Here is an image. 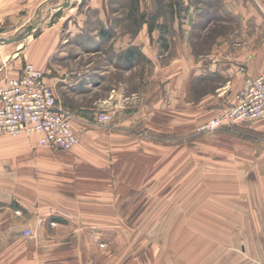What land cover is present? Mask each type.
Returning <instances> with one entry per match:
<instances>
[{"label": "rangeland", "instance_id": "obj_1", "mask_svg": "<svg viewBox=\"0 0 264 264\" xmlns=\"http://www.w3.org/2000/svg\"><path fill=\"white\" fill-rule=\"evenodd\" d=\"M72 1L71 13L68 7L62 10H65L64 15L70 13L65 21L71 20L76 26L71 25L69 30L63 27L60 37L72 44L67 45L66 51L75 56L79 54L76 63L92 61L96 68L103 69L95 75L100 76L97 82L104 80V83L80 102L91 107L78 113L89 120L87 127L73 126L75 114L66 110L72 115L71 128L78 142L79 134H94L97 138L86 143L91 144L89 149L99 153L105 149L111 151L108 160L111 182H115L117 188L112 190L117 193V207L112 210V224L108 212L93 215L84 226L64 216L48 215L43 221L38 219L35 228H27L31 236L25 235V229L21 233L26 240L33 238L36 228L91 229L96 236L91 240L107 252V260L111 252L117 255V264H164L157 255L172 252L165 247L179 240L170 232L194 233L195 225L208 228L207 231L225 232V208L229 210L225 203L229 204L236 197L237 177L232 172L235 168L231 167L237 164L239 156L253 159L252 151L264 147V135L255 133L250 126L264 122V118L213 131L198 130L205 122L225 112L238 92L230 95L232 85L226 82L225 74L218 72L199 69L196 77L180 76L179 67L184 63L176 61L173 50L183 48L181 41L187 36L199 59V68L205 67L210 61L209 54L220 50L221 38L226 37L232 44L258 36L260 42L264 38V22L223 10L227 0H171L176 5L172 10L162 6L160 12L166 13L155 22L156 27L162 23L167 27L161 42L166 48L161 46L159 54L147 59L139 48L126 50L124 46L143 24L140 13L150 20L159 8L155 0H139L138 13L133 0H93L95 4L91 0ZM63 2L52 0L29 12L31 8L22 5V0H0V85L16 77L26 64L34 65L25 49L29 48L33 37L44 32L47 21L53 23L60 18L61 13L50 21L54 6ZM183 23L185 27L181 26ZM251 46L249 48H255ZM128 50L133 54L130 57H127ZM115 66L119 69L117 72L113 69ZM122 69L125 72H121ZM240 75L243 79L246 76ZM112 88L120 94L117 106L99 103ZM100 115H108L109 119L103 121ZM101 159L106 160L105 157L94 158ZM102 165L97 162L100 169L105 168ZM93 192L99 194L105 190ZM194 206L196 221H185L192 220L187 214ZM228 212L227 215L233 213ZM176 215L185 219L181 230L173 229ZM248 217L246 212L245 218ZM236 225L235 246L242 240L238 237L242 228ZM111 230L117 231L116 235L108 236Z\"/></svg>", "mask_w": 264, "mask_h": 264}, {"label": "crops", "instance_id": "obj_2", "mask_svg": "<svg viewBox=\"0 0 264 264\" xmlns=\"http://www.w3.org/2000/svg\"><path fill=\"white\" fill-rule=\"evenodd\" d=\"M50 1L22 0L21 4L31 8L30 12ZM91 2L95 4L93 0ZM58 5L54 6L53 12ZM72 5L68 7L70 13L74 10ZM65 10H62L57 21H47L44 32L33 37V42L25 50L29 61L46 73L45 83L52 89L58 105L75 114L72 125L87 127L89 120L80 117L78 113L91 107L81 105L80 102L84 101L86 95L103 86L104 80L97 82L100 76L97 78L95 75L103 69L96 68L92 61L79 65L76 63L79 54L75 56L66 51L67 45L71 43L60 37L61 30L63 27L69 30L74 23L71 20L65 21L70 16V13L64 15ZM223 10L234 12L245 19L253 16L256 22H264V0H227ZM98 14H101L100 10ZM181 26L185 27L184 23ZM160 37L156 26L149 32L148 24L143 23L135 37L126 41L124 48L137 47L141 54L151 59L161 50ZM257 39L258 36L247 37L231 44L226 37L221 38L218 53L209 54L208 64L199 68L197 55L187 36L183 37V48L176 47L173 50L176 61L184 63L178 73H182L180 76L188 74L196 77L199 69H206L208 72L225 74L226 82L232 85L228 92L233 96L242 86L243 77L238 73L239 69L243 68L249 76H257L264 70V38L260 42ZM251 45L255 48H249ZM109 66L112 67V64ZM113 69L116 72L119 70L116 66ZM119 96L116 89L112 88L98 102L116 105L120 101ZM250 126L255 133L264 135L263 121ZM78 137L77 147L71 151L42 146L38 143L37 135L5 136L0 139V264L118 263L115 253L110 252L107 260V252L91 240L96 237L91 229L36 228L33 238L26 240L21 233L22 229L35 228L38 219L43 221L48 215L64 216L84 226V222L92 220L93 215L108 212V220L112 224V210L117 207L118 199L117 193L113 192L117 189L116 184L110 178L108 158L111 151L105 149L99 153L89 149L91 144L88 146L86 143L93 142L92 139L97 138V135L79 134ZM252 153L253 159L239 156L237 164L231 167L235 168L232 172L237 177L234 184L236 197L229 204L225 203L233 211L227 215L230 212L225 208V232L207 231L208 228L196 225L193 226V230H197L194 233L170 232L179 240L165 247L172 252H159L157 255L164 260V264H264V147L260 146ZM99 157H105L106 160H94ZM97 162L101 166L104 164L105 168L100 169ZM98 189H104L105 192H93ZM196 206L190 209L194 214H187L192 216V220L181 219L179 215L174 217V230H181L184 220L196 221ZM246 212L248 218H245ZM235 223L242 228L238 235L242 240L237 246L233 244L238 232ZM116 233L111 230L108 236ZM41 238L52 240L42 241ZM181 238L202 240L186 242Z\"/></svg>", "mask_w": 264, "mask_h": 264}, {"label": "built area", "instance_id": "obj_3", "mask_svg": "<svg viewBox=\"0 0 264 264\" xmlns=\"http://www.w3.org/2000/svg\"><path fill=\"white\" fill-rule=\"evenodd\" d=\"M245 74L244 69H239ZM45 72L26 64L20 73L0 85V139L9 136L37 135L38 143L59 150L78 144L71 128V113L57 105L53 91L45 83ZM246 75V74H245ZM264 118V71L255 77L246 75L234 103L198 130L213 131ZM107 121L108 115H100ZM26 236L32 232L25 229Z\"/></svg>", "mask_w": 264, "mask_h": 264}, {"label": "trees", "instance_id": "obj_4", "mask_svg": "<svg viewBox=\"0 0 264 264\" xmlns=\"http://www.w3.org/2000/svg\"><path fill=\"white\" fill-rule=\"evenodd\" d=\"M138 1L139 0H133V4H134L135 8H136V6L138 4ZM164 1L165 0H155L157 5L159 6V8H157L156 11L154 12V14L149 18L150 20H148L146 18V15H144L143 13H140L141 15H139L140 16L139 18H140L141 22L148 24L149 32L152 31L153 27L155 26V22L158 20V18L163 17L162 15L166 13V12L165 13L160 12L161 7L162 6H163L162 8L169 7L172 10V7L176 5V3L175 2L173 3V1H171V0H169L167 4L162 5V3ZM171 12H173V11H171ZM137 13H138V9H137ZM171 14H173V13H171ZM174 15H175V13H174ZM157 28L160 31V34H161L160 39H161V42H162V41H164V37L163 36H164V33L167 30V27H166L165 23H162V24L158 25ZM103 33L105 34L106 32L104 31ZM161 46H162V43H161ZM162 48H166V46L163 45ZM129 50H131V49H129ZM129 50L127 51V57H130L131 55H133L132 51H129Z\"/></svg>", "mask_w": 264, "mask_h": 264}, {"label": "water", "instance_id": "obj_5", "mask_svg": "<svg viewBox=\"0 0 264 264\" xmlns=\"http://www.w3.org/2000/svg\"><path fill=\"white\" fill-rule=\"evenodd\" d=\"M69 5H70V0H64V2L61 5H59L56 8L55 12L51 15L50 21H53V19L55 17H58L60 15L62 9L69 7Z\"/></svg>", "mask_w": 264, "mask_h": 264}, {"label": "bare ground", "instance_id": "obj_6", "mask_svg": "<svg viewBox=\"0 0 264 264\" xmlns=\"http://www.w3.org/2000/svg\"><path fill=\"white\" fill-rule=\"evenodd\" d=\"M71 1V0H70ZM70 5H72L71 3H70Z\"/></svg>", "mask_w": 264, "mask_h": 264}]
</instances>
